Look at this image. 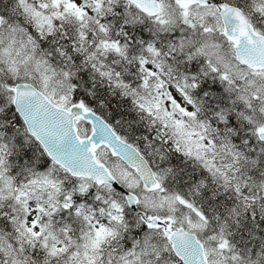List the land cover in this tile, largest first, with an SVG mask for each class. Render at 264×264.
Returning <instances> with one entry per match:
<instances>
[{
    "label": "snow or ice",
    "instance_id": "obj_1",
    "mask_svg": "<svg viewBox=\"0 0 264 264\" xmlns=\"http://www.w3.org/2000/svg\"><path fill=\"white\" fill-rule=\"evenodd\" d=\"M0 264H264V0H0Z\"/></svg>",
    "mask_w": 264,
    "mask_h": 264
}]
</instances>
